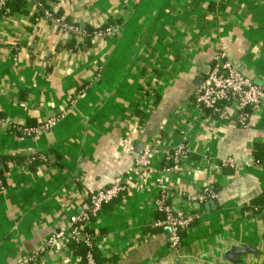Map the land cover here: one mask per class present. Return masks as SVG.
Segmentation results:
<instances>
[{"label":"crops","instance_id":"1","mask_svg":"<svg viewBox=\"0 0 264 264\" xmlns=\"http://www.w3.org/2000/svg\"><path fill=\"white\" fill-rule=\"evenodd\" d=\"M37 2L85 33L52 23ZM219 50L264 86V0H27L1 15L0 155L11 158L0 159V264H76L66 238L35 253L116 178L124 189L87 224L100 257L115 259L103 264H264V208L252 204L264 187L254 164L264 119L240 126L194 103ZM178 146L179 162L165 161ZM158 179L174 211L195 215L177 251L155 225ZM205 187L215 196L195 200ZM242 244L254 251L224 257Z\"/></svg>","mask_w":264,"mask_h":264},{"label":"built area","instance_id":"2","mask_svg":"<svg viewBox=\"0 0 264 264\" xmlns=\"http://www.w3.org/2000/svg\"><path fill=\"white\" fill-rule=\"evenodd\" d=\"M4 2L5 0H0V8L4 5ZM37 4L42 10V14L52 23L74 34L82 35L85 33L84 29L65 22L45 8L40 2H37ZM111 33V26L96 31V34L99 36L110 35ZM193 98L194 103L199 109L206 110L210 114H216L220 118L234 119L235 123L240 126L247 124L252 113H259L264 119V86L244 76L222 50L215 53L202 83L193 92ZM55 121L56 117H49L39 126L23 127L22 133L26 135L33 134L39 129L48 128ZM5 124L4 119L0 118V125ZM149 152L150 147L146 146L143 155L137 159V162L140 164L146 163L145 157ZM183 153L184 149L182 146L166 150L164 152V160L171 161L176 165ZM254 164L264 169V154L259 158H254ZM220 165L222 167H233L234 162L232 159L226 158L220 162ZM160 180L158 179L159 182ZM158 184L160 185L161 194L157 200V209L164 214V218L156 221L155 225L169 227L168 246L170 251H177L180 247L179 232L194 220L195 215L174 211L166 201L167 193L165 185L163 182ZM123 189L124 185L121 178H116L110 186L92 191L89 195L90 202L82 204L81 213L72 215L69 218L67 230L65 232L59 231L48 237L35 255L45 251L46 247L54 243L57 238H66L68 242L70 240L83 242L89 249L85 255V264H96L91 251L94 245V235L87 231V224L90 222L91 217L94 218L99 214L103 204L112 201ZM215 194L212 187H205L196 195L195 200L202 202L208 198H213ZM29 259H24L21 264L28 263Z\"/></svg>","mask_w":264,"mask_h":264},{"label":"trees","instance_id":"3","mask_svg":"<svg viewBox=\"0 0 264 264\" xmlns=\"http://www.w3.org/2000/svg\"><path fill=\"white\" fill-rule=\"evenodd\" d=\"M27 0H5L4 5L0 8V16L3 14H7V13H12V12H16V11H20L21 8L24 6L25 2ZM264 153V152H263ZM262 155L257 154V156H255V158H259ZM26 158L27 156H19L16 157V159H23ZM29 157H32L33 159H31V164L33 163H38L39 161V156H37V154H32ZM11 158L9 155H0V159H8ZM13 158V157H12ZM172 163V162H171ZM213 190L215 191V193L217 192V188L216 187H212ZM253 207L258 210L259 208H264V187L262 190V194L254 199V201L252 202ZM161 218H164V214L162 213ZM91 219H94L93 217H91ZM86 228V227H85ZM87 229V228H86ZM87 231H89L91 234H93L94 232L88 227ZM184 231V228L182 230H180L179 235H180V244L182 242V232ZM94 235V234H93ZM68 247L69 249H71V251H73V253L77 256H79V261L76 264H85V255L87 253V251L89 250L87 248V246L81 242V241H75V240H70L68 242ZM94 260L96 264H103L105 261L108 262H113L115 261L114 258H101L100 255L98 254L96 248H95V244L93 245V247L91 248Z\"/></svg>","mask_w":264,"mask_h":264},{"label":"water","instance_id":"4","mask_svg":"<svg viewBox=\"0 0 264 264\" xmlns=\"http://www.w3.org/2000/svg\"><path fill=\"white\" fill-rule=\"evenodd\" d=\"M210 203L213 205L214 201L212 200L210 201ZM166 229H167V233H170L169 227H166ZM251 251H254V249L250 245H246V244L232 245L229 247L227 251H225L224 257L231 262H237L240 256H243ZM171 264H184V263H180L176 261Z\"/></svg>","mask_w":264,"mask_h":264}]
</instances>
